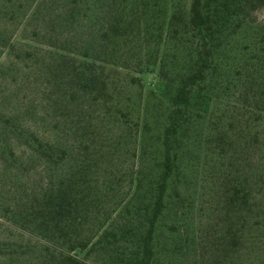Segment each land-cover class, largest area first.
Here are the masks:
<instances>
[{
  "label": "rangeland",
  "instance_id": "rangeland-1",
  "mask_svg": "<svg viewBox=\"0 0 264 264\" xmlns=\"http://www.w3.org/2000/svg\"><path fill=\"white\" fill-rule=\"evenodd\" d=\"M72 1L0 0V244L24 251L42 253L48 245L27 215L38 213L49 185L60 186L83 164L95 171L94 181L111 171L119 178L108 205L133 201L138 168L156 169V142L170 108L162 69L175 76L182 66L183 73L190 67L189 45L183 53L167 49L170 7L164 13L156 0H137L143 6L134 12L135 41L123 48L122 68H112L120 77L114 105L130 114L133 125L148 122L151 132L137 134L121 119L104 117L105 101L92 94L73 98L72 84L59 79L63 72L51 47L56 37L63 44L78 32L61 25ZM112 1L98 3L105 22L112 18ZM252 19L217 52V71L206 82L210 96L194 99L197 117L182 144L177 188L182 202H169L161 221L159 264H264V8ZM84 25L87 35L102 27ZM140 61L146 63L144 73L134 72ZM132 75L142 78L140 87L129 84ZM78 115L87 118L84 128L75 121ZM31 133L67 149L68 156L45 164L27 140ZM83 145L89 149L83 151ZM17 253L0 250V264L38 263L37 253ZM95 257H88L92 264L108 262L101 254Z\"/></svg>",
  "mask_w": 264,
  "mask_h": 264
},
{
  "label": "trees",
  "instance_id": "trees-1",
  "mask_svg": "<svg viewBox=\"0 0 264 264\" xmlns=\"http://www.w3.org/2000/svg\"><path fill=\"white\" fill-rule=\"evenodd\" d=\"M100 1L73 0L71 7L66 9L61 25L75 26L78 32L63 44L62 37H56V46L51 47L53 55L58 56L56 66L63 72L62 77L59 75L60 82L68 80L72 84L73 98L78 94H92L94 100L105 101L104 117L111 114L121 119L137 134L141 129L145 133L151 132L148 122L133 125L130 114L114 105V94L120 82L117 70L122 68L121 53L127 44L135 41L130 37L133 32L130 30L135 8L143 4H137V0L121 3L113 0L112 18L105 22L99 12ZM154 4L159 8L163 5L164 13L169 7L171 9L166 24L167 49L183 53V47L190 46V67L185 73L182 66V71L178 70L174 76L164 66L165 60H161L164 66L162 79L171 93V103L162 135L156 142L155 171L148 173L143 166L138 168L136 178L132 179L137 182L133 201L124 207L121 203L108 205L110 192L119 180L115 172L107 173L100 182L94 181L91 177L95 171L83 164L60 186L49 185L38 213L27 215L33 218L29 222L35 225L37 236L48 242L42 253L0 244L2 252L37 253L40 255L37 264H92L88 257L99 254L106 256L108 261L101 264H159L156 239L161 221L169 202H182L177 189L182 175V144L185 133L197 117L194 99L197 94V101L210 96L206 82L217 71V52L229 35L252 22L253 13L264 8V0H176L172 5L165 0H156ZM85 22L91 27L101 23L102 27L94 32L91 29L87 35L89 29ZM58 43L62 47L57 46ZM145 65L140 61L138 71L134 72L144 73ZM113 67L117 68L114 72ZM125 69L130 71L128 67ZM128 80L132 86L142 85V78L135 75ZM260 100L264 105V89ZM78 120L83 128L88 122L80 115L75 118ZM27 140L47 165L68 156L67 149L39 135L31 133ZM83 146V151L89 149L88 145ZM147 154L145 152L143 156ZM171 191L176 192V196ZM243 199L247 200L245 193Z\"/></svg>",
  "mask_w": 264,
  "mask_h": 264
}]
</instances>
